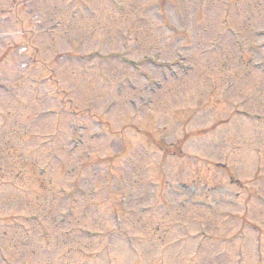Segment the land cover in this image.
<instances>
[{"label": "rangeland", "instance_id": "1", "mask_svg": "<svg viewBox=\"0 0 264 264\" xmlns=\"http://www.w3.org/2000/svg\"><path fill=\"white\" fill-rule=\"evenodd\" d=\"M113 1L117 9L111 0L0 3V48L9 52L23 36L19 44L31 46L26 52L36 60L31 65L19 58L24 53L11 51L0 64V256L4 251L9 264H19V255L21 264H112L106 258L121 254L116 264H144L143 256L151 254L169 256L163 264H210L216 254L214 264H236L238 250L242 264H264V74L251 66L264 53V0ZM8 9L16 10L7 16ZM15 29L22 30L11 34ZM172 30L179 34L175 43L166 41ZM42 32L50 38L39 37ZM215 32L222 34L221 51L213 48ZM33 47L42 55H34ZM256 47L259 56L249 54ZM60 52L84 60L66 73L54 71L56 85L41 82L42 67ZM23 61L28 66L20 69ZM157 82L161 89L150 93L148 86ZM60 100L71 101L74 123L85 128L73 152L63 128L70 119L57 123L42 113L67 108ZM56 124L66 135L46 137ZM140 133L178 148L181 157L161 156ZM38 141L46 147L36 149ZM51 144L52 153L65 146L58 149L62 166L50 164L39 176ZM70 169L71 175L65 173ZM111 213L121 220L119 233L136 245L85 237L114 231ZM143 236L189 251L161 254L157 249L165 243L148 246L140 243ZM197 243L200 255L180 262L194 256Z\"/></svg>", "mask_w": 264, "mask_h": 264}]
</instances>
